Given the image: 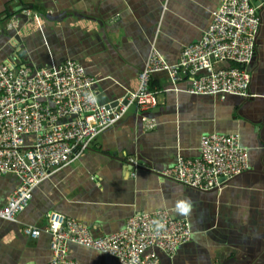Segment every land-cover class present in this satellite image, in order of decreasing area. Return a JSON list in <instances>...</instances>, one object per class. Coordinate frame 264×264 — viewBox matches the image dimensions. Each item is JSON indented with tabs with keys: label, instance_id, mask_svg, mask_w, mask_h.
I'll use <instances>...</instances> for the list:
<instances>
[{
	"label": "crops",
	"instance_id": "0c3cea01",
	"mask_svg": "<svg viewBox=\"0 0 264 264\" xmlns=\"http://www.w3.org/2000/svg\"><path fill=\"white\" fill-rule=\"evenodd\" d=\"M262 25L250 69L251 96H193L186 74L172 86L166 72L151 89L159 104L148 113L131 108L101 134L77 162L40 184L17 222L0 218V264H50L47 216L54 212L89 228L94 237L125 229L130 218L169 210L187 220L191 241L162 264H264V0ZM221 0H0V64L56 69L80 62L97 80L101 104L137 90L153 44L169 64L198 43ZM30 12V14H28ZM12 20L17 28L8 29ZM144 117L156 127L147 130ZM212 134L239 135L250 169L220 190L189 188L161 177L179 158H200L201 140ZM137 163V164H136ZM136 166H139L137 169ZM18 176L0 174V209L18 189ZM190 211L177 214L179 201ZM37 227V239L26 227ZM78 264H119L117 258L70 245Z\"/></svg>",
	"mask_w": 264,
	"mask_h": 264
},
{
	"label": "built area",
	"instance_id": "2783aa9c",
	"mask_svg": "<svg viewBox=\"0 0 264 264\" xmlns=\"http://www.w3.org/2000/svg\"><path fill=\"white\" fill-rule=\"evenodd\" d=\"M259 8L253 0H221L211 26L198 43L183 50L177 64H169L153 44L137 90L109 104L99 102L97 80L78 61L67 60L56 69L0 64V174L21 180L0 209V218L17 222L35 189L77 162L131 108L142 113L156 108L159 94L151 89V80L157 73L166 72L172 86L182 74L188 75L191 84L186 92L193 96L249 98L250 66L262 25ZM7 28H17V21ZM143 121L147 130L156 127L148 117ZM249 159L239 135L212 134L202 138L200 158L181 157L159 175L197 190H220L250 169ZM47 217L50 264H78L69 253L74 244L115 257L119 264H162L161 256L174 257L193 237L190 223L175 219L169 210L135 215L124 230L106 237H94L89 228L61 214ZM25 230L33 239L42 233L33 226Z\"/></svg>",
	"mask_w": 264,
	"mask_h": 264
},
{
	"label": "clouds",
	"instance_id": "9594fccd",
	"mask_svg": "<svg viewBox=\"0 0 264 264\" xmlns=\"http://www.w3.org/2000/svg\"><path fill=\"white\" fill-rule=\"evenodd\" d=\"M89 98L93 101H95V96L92 94H89ZM190 205H191V201L190 200H183V201H179L176 204V212L177 214L180 215H185L190 211Z\"/></svg>",
	"mask_w": 264,
	"mask_h": 264
}]
</instances>
